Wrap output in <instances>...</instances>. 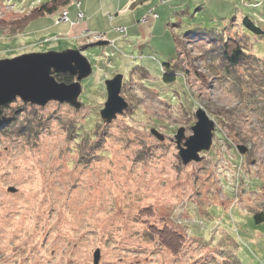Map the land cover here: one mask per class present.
Here are the masks:
<instances>
[{
    "label": "rangeland",
    "instance_id": "obj_1",
    "mask_svg": "<svg viewBox=\"0 0 264 264\" xmlns=\"http://www.w3.org/2000/svg\"><path fill=\"white\" fill-rule=\"evenodd\" d=\"M126 1L71 0L14 34L1 23L50 0H0V61L101 44L82 51L92 73L78 108L17 97L0 109V264H94L96 251L98 264H264V222L253 220L264 217V68L225 77L209 67L207 38L197 41L229 28L264 60V36L241 25L247 17L264 32V0H159L161 12L157 4L135 21L145 40L117 24L126 12L116 6ZM77 2L97 16L94 31L73 38L56 26L85 22ZM157 15V27L144 30ZM177 22L199 31L179 42V59ZM177 59L174 82L165 83L163 65ZM115 76L128 108L105 124V81ZM199 110L214 123L211 148L184 165L175 136L184 130L186 149ZM165 225L181 235L176 252L152 237Z\"/></svg>",
    "mask_w": 264,
    "mask_h": 264
},
{
    "label": "water",
    "instance_id": "obj_2",
    "mask_svg": "<svg viewBox=\"0 0 264 264\" xmlns=\"http://www.w3.org/2000/svg\"><path fill=\"white\" fill-rule=\"evenodd\" d=\"M101 44L85 46L79 50L62 52L33 53L0 61V108L19 97L25 103L45 106L48 102L68 103L78 108L77 100L81 94V81L92 73L90 62L82 55V51ZM55 74H69L76 78L71 84L58 83ZM122 76H115L105 81L106 102L100 111L105 124L111 123L118 115H122L128 104L121 97ZM198 122L192 127L193 135L183 144V129L175 136L179 157L184 165L189 162L199 163V154L207 152L212 144L214 123L199 110L196 113ZM158 135V134H156ZM159 136V135H158ZM162 138V137H161ZM160 138V139H161ZM10 192L14 189L10 188ZM99 251L94 254V264H98Z\"/></svg>",
    "mask_w": 264,
    "mask_h": 264
},
{
    "label": "trees",
    "instance_id": "obj_3",
    "mask_svg": "<svg viewBox=\"0 0 264 264\" xmlns=\"http://www.w3.org/2000/svg\"><path fill=\"white\" fill-rule=\"evenodd\" d=\"M71 0H51L50 2H47L43 4L41 7L36 8L30 15L16 21L11 22L9 24L2 22V28L8 27L9 30L14 34H19L23 32L26 28V26L38 19L44 18L46 16H52L59 8L67 7L69 5ZM171 25V24H170ZM170 25H168L170 27ZM241 25L242 28L247 30L250 34L254 36H264V32L259 29L257 26H255L250 19L247 17H244L241 19ZM186 26V25H185ZM172 28L176 30V34L172 36V41L174 42L175 50L178 55V59L181 55V48L179 45V42H181L182 39H185V37L188 38H197L199 39L198 33L199 31L196 30L194 32H188V30L184 27L182 22L173 23L171 25ZM188 28V27H187ZM201 31V30H200ZM229 28L224 30H211L210 32H206L203 36H200L201 41L203 40V37L207 38L205 41V44H210V48L212 50H209L205 52V56L209 58L210 60V66L212 69L216 70L219 69L222 71L223 75L225 77L232 76V71H235L238 67H244L245 70H247L251 75H256L254 73V69L258 68L261 64V68H264V60L261 57H258L256 54H254L251 48V45L248 43L246 38L244 36H230ZM202 32V31H201ZM203 36V37H202ZM204 42V41H203ZM216 43V44H215ZM219 45V48H216ZM215 49L218 50L217 52H213ZM178 59L163 65V75L162 79L165 83H173L174 82V76L175 71H177L178 67ZM174 65H177L176 67ZM258 70V69H257ZM146 73V72H144ZM143 74V73H142ZM198 77L201 78V76L198 74ZM54 78L57 82L63 83V84H71L73 82V79L68 75H54ZM203 82V81H202ZM4 107L8 108V105L6 104ZM4 116L2 115V112L0 111V126L2 124V118ZM263 189H264V183H263ZM264 194V192H263ZM253 220L256 224H260L264 222V217L262 214H256L253 216ZM156 234H153V238H156L159 240L166 248H168L171 252H176L181 242L182 238L181 235L174 232V229L171 227L165 225L161 229L157 228L155 230Z\"/></svg>",
    "mask_w": 264,
    "mask_h": 264
},
{
    "label": "crops",
    "instance_id": "obj_4",
    "mask_svg": "<svg viewBox=\"0 0 264 264\" xmlns=\"http://www.w3.org/2000/svg\"><path fill=\"white\" fill-rule=\"evenodd\" d=\"M131 1L132 0L126 1V3L123 6H121V5L120 6L119 5L116 6V12L119 13V11L125 10L126 13L121 17V20L117 21V19H118L117 18L115 21H117V24L119 23L118 26H120L122 28H125L127 30V32H128L129 29L132 32H134L133 34L136 36V38H143V40H145L146 33H144V32L141 33L142 30H140V29H142V26L140 25L141 26L140 28L135 26L136 25L135 21L137 22V20H139V19L141 20L142 17L148 15L147 13L149 11H151V10H154V12H156L155 11L156 9H154V7H157V4H159L160 1L159 0L158 1L157 0H140L139 5H134V4H137L138 0H133V3H131ZM154 3H155V6H153ZM79 5H80L79 8H76V13H77V11H81L84 14V16H85V22L80 23V24H78L76 26H73V27L64 26V25L56 26V27H58V28H60L62 30L61 34H64V35H66L68 37L72 36L73 38H75L81 32V30H83V29L84 30L94 31V28H91V25H89L88 23H89V21L91 19L96 18V16H97L96 14L97 13H95V11L94 12L91 11L88 7H83V10H82V4L80 3ZM159 6H160V4H159ZM161 9H163L162 6L158 7V10L160 12H161ZM76 13L73 14L72 19L75 18ZM169 15H170V13L168 15H166V18H164V20H167L169 18ZM70 16H71V14H70ZM156 20H155L156 22H154V21H152L150 19L148 24L145 25L144 30L152 29V31H153L158 25L157 22L160 20L158 15H157V19ZM107 21L110 23V21L108 19H107ZM119 21H121V22H119ZM155 23H156V25H155ZM114 24H116V23H114ZM114 28H117V27H114ZM114 28L110 29V30H107V29L103 30L101 28H96L95 30H101V31H103L101 33L106 34L108 37L110 36L112 38H115L116 35H115L114 31H113ZM165 31H166V29H165ZM144 45L146 46V44H144Z\"/></svg>",
    "mask_w": 264,
    "mask_h": 264
},
{
    "label": "bare ground",
    "instance_id": "obj_5",
    "mask_svg": "<svg viewBox=\"0 0 264 264\" xmlns=\"http://www.w3.org/2000/svg\"><path fill=\"white\" fill-rule=\"evenodd\" d=\"M80 3L79 2H77L76 3V5H77V7H79L80 5H79ZM206 38L205 37H203V40H205ZM197 41H201V39H199V40H197ZM93 45V43H91V44H87L86 46H92ZM5 106V105H4ZM3 107V106H2ZM41 107V106H40ZM1 109V108H0Z\"/></svg>",
    "mask_w": 264,
    "mask_h": 264
},
{
    "label": "built area",
    "instance_id": "obj_6",
    "mask_svg": "<svg viewBox=\"0 0 264 264\" xmlns=\"http://www.w3.org/2000/svg\"><path fill=\"white\" fill-rule=\"evenodd\" d=\"M50 1H51V0H50ZM67 20H68V18H67V16H66V14H64L63 21H64V22H67Z\"/></svg>",
    "mask_w": 264,
    "mask_h": 264
}]
</instances>
